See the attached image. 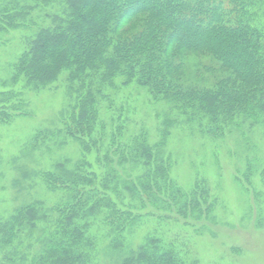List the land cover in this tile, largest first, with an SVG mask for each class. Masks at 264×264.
I'll return each mask as SVG.
<instances>
[{
	"label": "trees",
	"instance_id": "16d2710c",
	"mask_svg": "<svg viewBox=\"0 0 264 264\" xmlns=\"http://www.w3.org/2000/svg\"><path fill=\"white\" fill-rule=\"evenodd\" d=\"M38 7L56 10L25 40L9 81L39 91L66 75L62 127L43 137L64 132L81 144L83 157L74 168L59 162L41 174L62 201L51 216L30 203L1 221L0 248L12 249V264H24L35 242L41 252L30 264H90L97 223L112 249L107 264H187L158 235L137 248L126 244L140 222L136 203L147 197L167 204L186 223L215 207L203 183L186 190L172 179L166 140L179 117L214 137L264 123V0H0V30L27 25ZM190 56L213 58L221 75L211 84L188 81ZM130 85L169 105L156 141L145 129L129 130L131 104H118L109 91ZM0 101H12L0 107V123L28 113L18 89ZM95 152L98 168L88 159Z\"/></svg>",
	"mask_w": 264,
	"mask_h": 264
},
{
	"label": "rangeland",
	"instance_id": "374dc122",
	"mask_svg": "<svg viewBox=\"0 0 264 264\" xmlns=\"http://www.w3.org/2000/svg\"><path fill=\"white\" fill-rule=\"evenodd\" d=\"M55 10L38 7L27 25L6 24L0 30V99L2 93L18 89L28 112L0 123V222L30 203L51 216L63 193L49 190L41 174L59 162L74 168L83 157L81 144L64 132L55 138L43 137L44 132L62 127L61 115L70 102L66 75L39 91L9 81L13 63L26 48L25 40L49 24V15ZM187 62L186 76L190 82L211 84L221 75L213 58L190 56ZM109 91L118 104H131L129 130L145 129L156 141L162 121L170 112L169 105L153 101L146 89L135 85ZM9 103L0 101V107L9 108ZM200 130L198 125H190L179 117L166 140V151L173 161L170 175L186 190L203 183L212 194L211 200H216L215 207L205 219L193 224L170 213L167 204L144 197L136 203L140 222L126 244L137 248L148 237L158 235L165 242L174 243L187 264H264V123L254 128L248 124L232 128L223 137L209 136ZM106 150L103 148L101 153ZM96 156V152L92 153L88 159L98 168ZM44 225V221L40 223V227ZM91 232L98 250H93L90 264H107L112 249L106 228L96 223ZM11 251L0 248V264H12L6 258V252ZM37 252H41V246L35 242L26 251L24 264H30ZM21 258L22 253L18 260Z\"/></svg>",
	"mask_w": 264,
	"mask_h": 264
}]
</instances>
